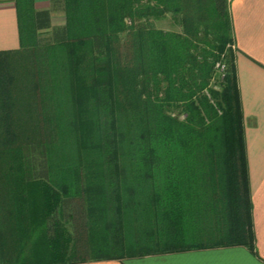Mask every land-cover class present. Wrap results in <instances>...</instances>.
I'll return each instance as SVG.
<instances>
[{"label": "trees", "instance_id": "obj_1", "mask_svg": "<svg viewBox=\"0 0 264 264\" xmlns=\"http://www.w3.org/2000/svg\"><path fill=\"white\" fill-rule=\"evenodd\" d=\"M34 1H14L22 48L1 54L29 55L32 68L5 73L26 94L0 141V264H33L17 250L37 233L59 249L56 264L253 251L227 0ZM59 9L65 22L53 27ZM168 13L181 32L136 22Z\"/></svg>", "mask_w": 264, "mask_h": 264}, {"label": "crops", "instance_id": "obj_2", "mask_svg": "<svg viewBox=\"0 0 264 264\" xmlns=\"http://www.w3.org/2000/svg\"><path fill=\"white\" fill-rule=\"evenodd\" d=\"M231 24L234 77L238 102L243 116L244 146L247 181L251 201V222L254 234V250L244 246L192 249L180 252H164L142 257L115 259L96 258L68 264H264V0H227ZM52 21V18H51ZM22 48L14 1H0V141L6 137V129L12 127V106L23 104L24 90L9 89L7 73L13 74V61L23 60L1 54L16 53ZM9 65V70L7 69ZM11 70V71H10ZM16 72V71H14ZM6 73V74H5ZM8 85V86H7ZM17 96V97H16ZM20 97V98H19ZM19 98V99H18ZM27 105V100L24 101ZM22 107V106H19ZM11 118V117H10ZM22 123V119L19 121ZM71 234V231L68 229ZM17 252H34L33 264H56L50 252L55 251L46 235L42 241L31 238ZM39 252L47 261H38ZM69 254H74L72 243Z\"/></svg>", "mask_w": 264, "mask_h": 264}, {"label": "rangeland", "instance_id": "obj_3", "mask_svg": "<svg viewBox=\"0 0 264 264\" xmlns=\"http://www.w3.org/2000/svg\"><path fill=\"white\" fill-rule=\"evenodd\" d=\"M0 1H8V0H0ZM10 1H15V0H10ZM33 8L35 10H47V9H51V5H50L48 0H35L33 2ZM51 16H52V25H53V27H60V26H62L64 24V22H65L64 12L61 9L53 10L52 13H51ZM136 22L140 26L141 25H147L148 27L151 26L150 28L160 29V30H164V31H171V32H177V33L181 32V24H180L179 17L175 16V15H173L171 13L166 14L161 19L150 20V22L148 24L147 23L144 24V22H142V21H136ZM128 23L129 22H127V24ZM48 37H49V35L47 34V32H40V34H39L40 43L43 44L48 39ZM227 49L230 50L231 53L233 54L234 47H233L232 43L227 45ZM28 54H29V52H28ZM25 57H27L25 60H17V61L15 60V61H13V65H12L11 68L14 71H16L15 73L23 72V74H25L26 70H31V68H32L31 57L29 55H26ZM217 66L219 67V69L221 67H224L223 71L220 72L219 69L217 68ZM42 68L46 69L47 67L43 65ZM216 68L218 69V72L221 73V75L226 73V64L223 61V58H222L221 61L217 62ZM46 85L47 86L44 89V94H45V97H48V96L54 94V91H53L54 87L51 86L50 80L47 81ZM48 104L49 103H47L46 108L48 110L52 111V108H50V106ZM176 115L179 116L180 119L183 118L182 114L177 113ZM52 126H55V125L53 124ZM49 137H51V141L53 143H55V142L57 143V139H56L57 136H56L54 130L50 131ZM42 235L43 234L37 233L35 238H37V240H39V242H41L42 241L41 240L42 239ZM39 253H40V257L38 258V261H43V262L47 261L48 258L47 257L44 258L43 256H44V254L47 255L48 252H39ZM93 253H95V251L91 252L90 257H94L95 254L92 255Z\"/></svg>", "mask_w": 264, "mask_h": 264}, {"label": "built area", "instance_id": "obj_4", "mask_svg": "<svg viewBox=\"0 0 264 264\" xmlns=\"http://www.w3.org/2000/svg\"><path fill=\"white\" fill-rule=\"evenodd\" d=\"M217 68L219 69L218 66H217ZM223 69H224V67H221V68L219 69V71L221 72V71H223Z\"/></svg>", "mask_w": 264, "mask_h": 264}]
</instances>
